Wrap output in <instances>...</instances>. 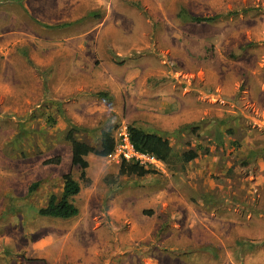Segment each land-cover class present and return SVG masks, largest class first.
<instances>
[{
  "label": "rangeland",
  "instance_id": "obj_1",
  "mask_svg": "<svg viewBox=\"0 0 264 264\" xmlns=\"http://www.w3.org/2000/svg\"><path fill=\"white\" fill-rule=\"evenodd\" d=\"M130 125L199 157L72 164ZM0 264H264V0H0Z\"/></svg>",
  "mask_w": 264,
  "mask_h": 264
},
{
  "label": "trees",
  "instance_id": "obj_2",
  "mask_svg": "<svg viewBox=\"0 0 264 264\" xmlns=\"http://www.w3.org/2000/svg\"><path fill=\"white\" fill-rule=\"evenodd\" d=\"M188 17L191 22L198 24L211 22L216 19ZM98 95L103 98L106 97L105 93H100ZM77 129L78 128H73L70 130L66 137L67 141L72 145V164L75 167H79L83 172H85L90 166L89 162L87 161V158L90 155L108 158L114 154L117 146V140L114 137L112 131H105L102 134L100 147L95 148L88 143L80 141L76 138ZM128 135L131 144L137 152L154 157L157 161L163 163L166 166H173L176 160H179L185 164L191 163L199 157L198 152L194 150L184 152L179 155L167 138L156 133L146 132L145 130L134 125H130L128 127ZM48 163H59V160H50ZM152 173L155 172L150 170L145 165H141L139 162H129L127 160H123L120 167L121 176L137 175L139 177H144ZM36 187L37 186L35 185L32 188V191H34ZM80 191V182L76 180L71 174L65 175L64 188L61 197L52 196L48 206L42 208L39 211V215L42 217H51L65 220L77 217L79 215V209L76 207L73 199L79 195Z\"/></svg>",
  "mask_w": 264,
  "mask_h": 264
},
{
  "label": "built area",
  "instance_id": "obj_3",
  "mask_svg": "<svg viewBox=\"0 0 264 264\" xmlns=\"http://www.w3.org/2000/svg\"><path fill=\"white\" fill-rule=\"evenodd\" d=\"M113 155H119V158H121L122 161L127 160L129 162H139L141 165H145L146 162H159L154 157L141 154L134 149L129 139L128 129L127 132L123 135L122 140L120 142L117 141L116 150Z\"/></svg>",
  "mask_w": 264,
  "mask_h": 264
}]
</instances>
